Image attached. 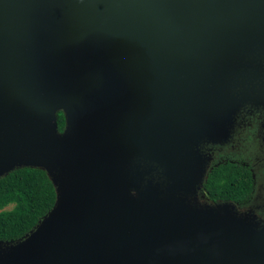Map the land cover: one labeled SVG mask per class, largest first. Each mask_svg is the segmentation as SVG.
Returning a JSON list of instances; mask_svg holds the SVG:
<instances>
[{
  "label": "water",
  "instance_id": "water-1",
  "mask_svg": "<svg viewBox=\"0 0 264 264\" xmlns=\"http://www.w3.org/2000/svg\"><path fill=\"white\" fill-rule=\"evenodd\" d=\"M246 104L264 105V0H0V177L39 168L56 191L0 264H264V227L196 196L201 146ZM137 158L178 196L150 203Z\"/></svg>",
  "mask_w": 264,
  "mask_h": 264
},
{
  "label": "trees",
  "instance_id": "trees-1",
  "mask_svg": "<svg viewBox=\"0 0 264 264\" xmlns=\"http://www.w3.org/2000/svg\"><path fill=\"white\" fill-rule=\"evenodd\" d=\"M59 132L64 116L57 113ZM253 190L250 169L224 162L213 166L206 175L203 191L211 202L239 203ZM56 191L46 172L39 168H16L0 177V241H16L28 234L53 208ZM12 207L5 210L7 206Z\"/></svg>",
  "mask_w": 264,
  "mask_h": 264
},
{
  "label": "rangeland",
  "instance_id": "rangeland-1",
  "mask_svg": "<svg viewBox=\"0 0 264 264\" xmlns=\"http://www.w3.org/2000/svg\"><path fill=\"white\" fill-rule=\"evenodd\" d=\"M48 100L50 102V105L55 103L56 102L55 100H57L58 102H64L65 105L70 106V110H72L74 114H78L79 111L81 112V109H79L77 105L71 103L70 101H65L66 100L65 98L56 99L55 97L49 96ZM59 112H61L64 116L63 131H65L68 128V123L66 121L67 117L63 110H60ZM192 137H194V135ZM197 137H200V136H197ZM201 137H215V136L212 135L210 131L205 130V133L203 134V136L201 135ZM212 145H217V144H212ZM200 149H201L203 156L207 160V163H206V169H205L206 173L203 178L202 185L196 188V196H197L198 201L202 204L207 205V207L211 210L214 209L213 204H217V203L231 204L232 206H234L235 211L238 215L254 220L251 222L254 224V226L258 225L257 227H259V230L260 228L264 227V220L257 219L254 216L255 214H251L247 212V210L252 208V204L253 202H255V200H260L258 198L264 196V184H262L264 181V167L260 166L259 162L257 161L258 159L257 156L259 155V153L255 155V153L252 152V148L250 147H244L239 152L237 150L226 147L223 150L219 151L221 156H218V153L215 151L214 155L212 154V156H214L212 159L209 157V155L207 156V154H205L202 151L203 149L202 146ZM227 160H231L232 162L246 164L252 170L253 179L255 183V190H254V194L252 198L246 203L236 204V203L225 202V201L214 203L208 200L204 194L203 183L205 181L206 175L209 172V170L213 166L219 163H223L224 161H227ZM127 161L131 166L134 164L137 168H139V172L141 173L142 177L140 176L134 181V187H136L137 189L143 188L140 193L142 195L150 197V200H149L150 203H152L153 205H157V203L161 204L163 202H166L170 198H175L178 196L174 194V191H177L175 189H178L174 178L170 177L167 174L166 169L163 167L160 161L148 160V158H137L133 160L132 162L128 159ZM3 163H4V160L0 155V166H2ZM11 207L12 206L9 205L5 208V210L10 209ZM247 222L249 221L247 220Z\"/></svg>",
  "mask_w": 264,
  "mask_h": 264
},
{
  "label": "flooded vegetation",
  "instance_id": "flooded-vegetation-1",
  "mask_svg": "<svg viewBox=\"0 0 264 264\" xmlns=\"http://www.w3.org/2000/svg\"><path fill=\"white\" fill-rule=\"evenodd\" d=\"M202 147V151L207 154V156L209 155L212 159L214 157L212 154L214 155L215 151L218 153V156H221L219 151L226 147L237 150L238 152L244 147H250L255 155L259 153L257 161L260 166L264 167V105L246 104L239 108L234 116L233 126L226 142L217 145H203ZM224 162L237 163L232 162L231 160ZM237 164L245 165L250 169V167L246 164ZM250 171L253 180V190L251 196L247 200L236 204L248 202L254 194L255 183L252 170L250 169ZM262 184H264V181ZM258 199L260 200H255L252 204V208L247 210V212L255 214L254 216L257 219L264 220V196Z\"/></svg>",
  "mask_w": 264,
  "mask_h": 264
}]
</instances>
